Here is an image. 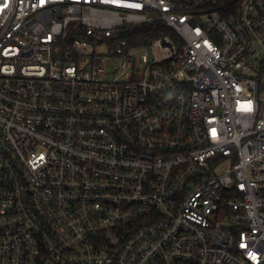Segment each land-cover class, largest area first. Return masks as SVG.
<instances>
[{
  "label": "built area",
  "instance_id": "obj_1",
  "mask_svg": "<svg viewBox=\"0 0 264 264\" xmlns=\"http://www.w3.org/2000/svg\"><path fill=\"white\" fill-rule=\"evenodd\" d=\"M0 264H264V0H0Z\"/></svg>",
  "mask_w": 264,
  "mask_h": 264
},
{
  "label": "trees",
  "instance_id": "obj_2",
  "mask_svg": "<svg viewBox=\"0 0 264 264\" xmlns=\"http://www.w3.org/2000/svg\"><path fill=\"white\" fill-rule=\"evenodd\" d=\"M128 33V36H126L130 38L134 45H148L154 40L165 36L175 37L174 31L170 28L156 23L138 26Z\"/></svg>",
  "mask_w": 264,
  "mask_h": 264
}]
</instances>
